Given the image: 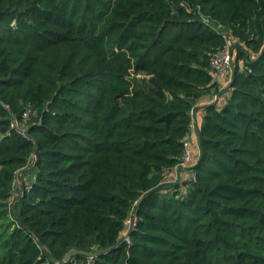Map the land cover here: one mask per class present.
I'll return each mask as SVG.
<instances>
[{"label":"trees","instance_id":"1","mask_svg":"<svg viewBox=\"0 0 264 264\" xmlns=\"http://www.w3.org/2000/svg\"><path fill=\"white\" fill-rule=\"evenodd\" d=\"M0 264H264V0H0Z\"/></svg>","mask_w":264,"mask_h":264},{"label":"built area","instance_id":"2","mask_svg":"<svg viewBox=\"0 0 264 264\" xmlns=\"http://www.w3.org/2000/svg\"><path fill=\"white\" fill-rule=\"evenodd\" d=\"M233 66L232 60V48L229 43H227L221 50L215 53L210 59V69L214 72L216 76H221L229 73ZM33 110L27 109L24 111L23 118L24 121L17 127L18 132L26 137V128L25 121L26 118L32 117ZM195 137V136H194ZM193 137V138H194ZM32 141V140H31ZM194 141L191 137H188L183 142L184 150H183V165L189 164L192 158V147ZM18 194L15 192L14 196Z\"/></svg>","mask_w":264,"mask_h":264},{"label":"crops","instance_id":"3","mask_svg":"<svg viewBox=\"0 0 264 264\" xmlns=\"http://www.w3.org/2000/svg\"><path fill=\"white\" fill-rule=\"evenodd\" d=\"M217 79L222 82V89L225 87V85H227V83L230 81V77L228 79V76L227 77H224V76H216ZM228 79V80H227ZM217 100V95L213 97V100L212 101H216ZM205 103H207L209 100L208 99H205L203 100ZM210 103V102H208ZM200 106V105H199ZM202 114L200 112H194L193 114V120H192V126H191V133L190 135H193L194 137V141L196 142L197 140V128H199L202 124ZM195 144V143H194ZM194 146V149H195V145ZM192 150H193V147H192ZM19 176L21 175V173H18ZM21 180V178H20ZM19 185H20V181H19Z\"/></svg>","mask_w":264,"mask_h":264},{"label":"water","instance_id":"4","mask_svg":"<svg viewBox=\"0 0 264 264\" xmlns=\"http://www.w3.org/2000/svg\"><path fill=\"white\" fill-rule=\"evenodd\" d=\"M193 114H194V111H193ZM132 226H133V218H132V220L130 222L129 231L116 242L115 247L117 245H119L122 241H124V240H126L128 238V235H129V232H130ZM112 248H114V247L107 248V249H104V250H100V251H97V252H94V253H85V252H82V251H78L76 249H71L64 255L63 263H67L69 261V259H71L73 257H76L78 255H86L88 257H96V256H99L101 254H104V253L110 251Z\"/></svg>","mask_w":264,"mask_h":264},{"label":"rangeland","instance_id":"5","mask_svg":"<svg viewBox=\"0 0 264 264\" xmlns=\"http://www.w3.org/2000/svg\"><path fill=\"white\" fill-rule=\"evenodd\" d=\"M229 75H230V74H229ZM229 75H228V79H229V77H230ZM228 79H227V80H228Z\"/></svg>","mask_w":264,"mask_h":264}]
</instances>
